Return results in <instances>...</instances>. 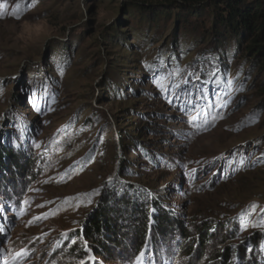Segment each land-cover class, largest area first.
I'll return each instance as SVG.
<instances>
[{
	"label": "rangeland",
	"instance_id": "rangeland-1",
	"mask_svg": "<svg viewBox=\"0 0 264 264\" xmlns=\"http://www.w3.org/2000/svg\"><path fill=\"white\" fill-rule=\"evenodd\" d=\"M125 2L0 0V147L19 162L0 186V264L22 249L29 255L21 264H136L141 252L143 264H204L200 222L221 226L214 249L223 251L227 233L235 245L229 264H264V75L241 72L233 53L225 71L206 58L187 69L184 60L182 71L173 68L183 80L173 93L166 75L142 72L161 43H143L139 62L138 47L110 37ZM202 26L208 16L186 31L196 36ZM203 65L210 78L194 80ZM121 128L134 148L124 147ZM136 132L141 147L127 136ZM118 189L141 191L150 204L156 197L176 224L166 235L148 225L134 255L141 215L116 196L109 203L126 255L102 257L85 232ZM186 243L194 250L187 259Z\"/></svg>",
	"mask_w": 264,
	"mask_h": 264
},
{
	"label": "trees",
	"instance_id": "trees-1",
	"mask_svg": "<svg viewBox=\"0 0 264 264\" xmlns=\"http://www.w3.org/2000/svg\"><path fill=\"white\" fill-rule=\"evenodd\" d=\"M123 18L114 25L113 34L111 38L119 39L129 46L138 47L139 53L136 55L135 61L141 60V52L143 51V43L148 46L150 43H161L156 59L150 63L147 59L145 68L142 70L144 74L149 75L154 73V76L167 78L169 88L174 93L176 89V81L182 84V78L173 75V68L182 71L181 63L185 60L184 66L193 67L198 62L203 63L206 58L209 65H217L220 63L224 66V71L228 67L227 55H234V58L241 61L242 66L240 71L247 69L248 73L258 68V72L264 75V0H126L122 12ZM208 16L210 26H202V32L199 35L191 36L193 34L186 31L187 25L190 21L198 22L199 19ZM145 17V18H144ZM129 19L133 20L130 22ZM196 30V29H195ZM168 31L170 32L168 34ZM135 40L136 44L132 41ZM185 40V41H184ZM188 40V41H187ZM212 46L209 48H203ZM186 46V47H184ZM116 48L121 46L116 45ZM202 49L198 57L189 65L187 56L194 51ZM202 53V54H201ZM213 57V58H212ZM137 63V62H136ZM122 68L123 66H117ZM153 66V68H151ZM205 66V67H204ZM143 69V68H142ZM152 69L153 72H150ZM171 71L172 74L164 73ZM207 65L202 66V70L197 72L193 79L210 78V71ZM227 70V69H226ZM185 72V71H184ZM180 75V74H179ZM181 76V75H180ZM140 76H135L132 79L134 82H139ZM203 79V80H204ZM109 89V86H107ZM149 94V91L137 89ZM185 96V92L182 93ZM178 96V95H177ZM187 97V96H185ZM190 101V100H189ZM191 102V101H190ZM128 110V109H127ZM162 115L161 113H159ZM135 123V122H134ZM90 125L88 121L87 125ZM155 125V131L159 132ZM131 127V126H130ZM141 130L138 129V133ZM135 133V130L132 131ZM136 132V134H138ZM121 142L125 148H134L128 143L127 138L123 134V129H120ZM135 146H142V138L139 134L130 136L127 134ZM15 154L8 149L0 147V186L4 185L9 179V175L13 176V172L18 168V160ZM130 193L126 191L114 190L108 192V197L102 202L101 208L89 219L87 231L85 232L90 247L98 255L102 257H114V255H126L125 252L120 251L122 246L123 236L118 234L120 225L112 217V210L110 208L109 200H113L117 196L126 195L129 197L126 207L130 211H136L141 216L137 218L140 220L138 228L137 242L133 250L134 255H137L144 245L145 238L149 232L148 225L156 229L160 235H166L167 230L175 225V221L165 211L161 210L159 200L153 197L152 204L150 198L143 195L141 191L129 189ZM135 196V199L133 198ZM116 202V200H114ZM159 212L156 216L152 209ZM252 212L248 215H252ZM264 217V212L262 215ZM149 219V223L148 220ZM260 220V216H259ZM204 226L199 229L200 236V252H206V256H202L204 264H217L221 259L225 264H229V257L235 249V245H231L230 238L225 235L222 238L223 251L214 249L213 242L218 239V231L220 225L213 226L211 223L200 222ZM221 223V222H220ZM200 224V225H201ZM180 228L181 224H178ZM227 223H224L223 230L227 229ZM231 237V236H230ZM188 240V239H187ZM187 242V241H186ZM254 247L256 240L251 243ZM218 246V245H216ZM212 250H209V248ZM183 256L187 259L193 256V246L184 244L182 247ZM205 251V252H204ZM245 247H240L239 255L243 258ZM76 253H85L84 248L75 250ZM210 255V256H209ZM197 256V254H196ZM208 257V258H207ZM251 257H255L254 248L251 252ZM109 258V260H111ZM207 258V259H205Z\"/></svg>",
	"mask_w": 264,
	"mask_h": 264
},
{
	"label": "snow or ice",
	"instance_id": "snow-or-ice-1",
	"mask_svg": "<svg viewBox=\"0 0 264 264\" xmlns=\"http://www.w3.org/2000/svg\"><path fill=\"white\" fill-rule=\"evenodd\" d=\"M17 8H19V5H17ZM3 13L0 12V16H2ZM15 15V13H14ZM17 18H19V16L17 15ZM38 219V218H37ZM29 255L28 250L26 249H22L19 252H16L14 254V260L12 262V264H21V262ZM143 256L144 253L141 252L140 255L136 258V264H143ZM5 264H9V262L6 260Z\"/></svg>",
	"mask_w": 264,
	"mask_h": 264
}]
</instances>
